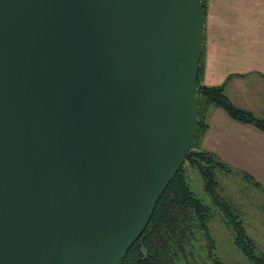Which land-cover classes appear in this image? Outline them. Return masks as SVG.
Returning a JSON list of instances; mask_svg holds the SVG:
<instances>
[{
    "label": "water",
    "instance_id": "1",
    "mask_svg": "<svg viewBox=\"0 0 264 264\" xmlns=\"http://www.w3.org/2000/svg\"><path fill=\"white\" fill-rule=\"evenodd\" d=\"M200 0H0V264H120L185 162Z\"/></svg>",
    "mask_w": 264,
    "mask_h": 264
},
{
    "label": "trees",
    "instance_id": "2",
    "mask_svg": "<svg viewBox=\"0 0 264 264\" xmlns=\"http://www.w3.org/2000/svg\"><path fill=\"white\" fill-rule=\"evenodd\" d=\"M200 3L204 22L206 0H200ZM203 46L204 40L196 80L199 102L193 141L185 162L160 196L146 229L120 264H178L180 257L185 255L186 246L194 238L195 230L203 234L207 242L208 255L214 256V240L208 227L212 208L191 190L187 179V165L198 173L203 190L211 205L220 212L224 226L232 234L236 249L252 264H264V260L255 255L254 243L246 234L243 222L235 213V209L220 196L215 172L226 174L235 172L255 187L261 188L262 185L251 175L230 167L216 155L200 147L207 129L206 120L211 107L222 109L231 120L253 126L262 133H264V120L250 111L233 105L225 94L226 84L211 87L203 83Z\"/></svg>",
    "mask_w": 264,
    "mask_h": 264
},
{
    "label": "rangeland",
    "instance_id": "3",
    "mask_svg": "<svg viewBox=\"0 0 264 264\" xmlns=\"http://www.w3.org/2000/svg\"><path fill=\"white\" fill-rule=\"evenodd\" d=\"M257 1L264 3V0H206L203 83L206 64L212 65L211 78L219 80L217 75L223 76L221 83L216 86L226 84L225 94L228 93L234 104L252 108V114L264 120V72L247 69L232 71L225 67L229 66L228 64L221 67V64L217 65L220 55H215L213 61L210 60L208 64L210 57L208 58L206 47L207 39L210 38L217 48L226 46L231 50L241 51L239 64L233 62L234 66H248L250 60L247 53L253 52L254 57H258L257 33H261L262 23H259L258 17L249 15L250 10L256 11ZM243 5L246 6V11H238ZM230 88L232 89L229 90ZM239 88L243 90V94L238 92ZM186 172L193 193L212 208L208 227L214 240L215 251L214 256L208 255L203 234L195 230L194 238L186 246L185 255L180 257L178 264H252L234 246L232 234L224 226L220 212L211 205L198 173L189 165L186 166ZM215 174L220 196L235 209V213L243 222L246 234L254 243L255 255L264 260V187H255L235 172L226 174L216 171Z\"/></svg>",
    "mask_w": 264,
    "mask_h": 264
},
{
    "label": "crops",
    "instance_id": "4",
    "mask_svg": "<svg viewBox=\"0 0 264 264\" xmlns=\"http://www.w3.org/2000/svg\"><path fill=\"white\" fill-rule=\"evenodd\" d=\"M264 3L257 1L256 11L250 10L251 17H258L259 23H262L261 33H257L258 40V57H254L253 52L247 53L250 60L248 66H234L233 62L239 64V56L241 51L231 50L226 46L217 48L214 46L212 40L207 39L206 47L207 54L211 62L215 55H220L221 67L225 66L232 71H263L264 72ZM238 11L245 12L246 6H242ZM261 11L263 13L261 19ZM242 27L244 25L242 24ZM262 39V42H260ZM204 75V84L207 86H216L221 83L222 75H217L219 80L211 78L212 65L206 64ZM230 88L229 90H231ZM228 90V89H227ZM243 90L239 88L238 92L242 93ZM229 100L233 103L232 99L226 94ZM234 104V103H233ZM236 104V103H235ZM234 104V105H235ZM236 107L253 112L252 108L247 106ZM207 129L201 140L200 147L202 150L208 151L216 155L221 161L241 172L251 175L257 182L264 187V133L250 125L240 124L231 120L227 114L220 108L211 107L208 112L206 120Z\"/></svg>",
    "mask_w": 264,
    "mask_h": 264
}]
</instances>
